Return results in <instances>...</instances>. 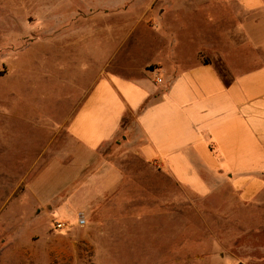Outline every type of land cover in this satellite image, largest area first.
<instances>
[{"label": "rangeland", "instance_id": "374dc122", "mask_svg": "<svg viewBox=\"0 0 264 264\" xmlns=\"http://www.w3.org/2000/svg\"><path fill=\"white\" fill-rule=\"evenodd\" d=\"M37 10L34 0H0V264H264V183L255 193L206 197L171 189L163 207L159 187H172L146 175L153 166L120 145L93 157L71 155L76 144L64 123L84 97L88 56L76 48L78 64L67 62L65 42L77 34L49 45L50 21ZM182 17L188 27L179 38L188 54L196 26L192 14ZM89 33L90 41H105L101 32ZM126 42L137 63L160 44L139 28ZM103 167L120 170L121 181L103 202L84 209L77 191L84 170ZM79 216L85 225H78ZM57 220L66 229L55 230Z\"/></svg>", "mask_w": 264, "mask_h": 264}, {"label": "crops", "instance_id": "0c3cea01", "mask_svg": "<svg viewBox=\"0 0 264 264\" xmlns=\"http://www.w3.org/2000/svg\"><path fill=\"white\" fill-rule=\"evenodd\" d=\"M136 1L34 0V14L50 21L49 45L77 34L65 42L67 62L78 64L76 48L88 56L84 97L64 123L76 144L71 155L93 157L112 144L137 155L153 166L146 175L172 187H159L157 206H166L171 189L203 197L258 192L264 183V0H142L135 10ZM185 13L196 26L188 54L179 38L188 27ZM111 17L121 23L109 24ZM138 28L160 41L143 63L125 47ZM96 30L104 42L90 41ZM87 170L77 191L88 210L122 175L116 168Z\"/></svg>", "mask_w": 264, "mask_h": 264}, {"label": "built area", "instance_id": "2783aa9c", "mask_svg": "<svg viewBox=\"0 0 264 264\" xmlns=\"http://www.w3.org/2000/svg\"><path fill=\"white\" fill-rule=\"evenodd\" d=\"M157 81L158 82H161V79L158 78ZM77 223H78V225H85L86 220L83 217L79 216ZM66 227H67L66 223H64L62 221L57 220L54 223V229L57 230V231L64 230V229H66Z\"/></svg>", "mask_w": 264, "mask_h": 264}]
</instances>
